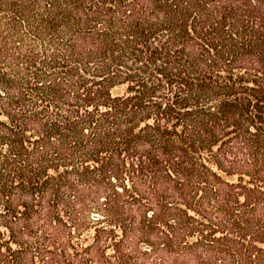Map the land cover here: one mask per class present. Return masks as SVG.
Segmentation results:
<instances>
[{"label":"trees","instance_id":"obj_1","mask_svg":"<svg viewBox=\"0 0 264 264\" xmlns=\"http://www.w3.org/2000/svg\"><path fill=\"white\" fill-rule=\"evenodd\" d=\"M0 264H264V0H0Z\"/></svg>","mask_w":264,"mask_h":264}]
</instances>
